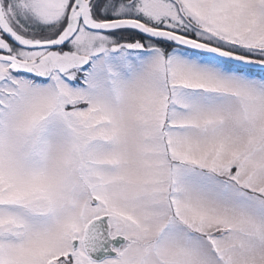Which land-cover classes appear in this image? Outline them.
I'll return each instance as SVG.
<instances>
[{
  "label": "snow or ice",
  "instance_id": "1",
  "mask_svg": "<svg viewBox=\"0 0 264 264\" xmlns=\"http://www.w3.org/2000/svg\"><path fill=\"white\" fill-rule=\"evenodd\" d=\"M0 264H264V0H0Z\"/></svg>",
  "mask_w": 264,
  "mask_h": 264
}]
</instances>
